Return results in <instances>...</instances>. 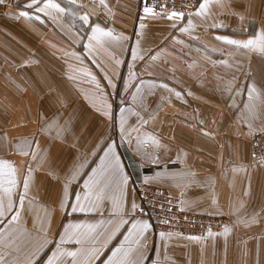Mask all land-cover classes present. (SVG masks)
<instances>
[{
	"label": "crops",
	"instance_id": "crops-1",
	"mask_svg": "<svg viewBox=\"0 0 264 264\" xmlns=\"http://www.w3.org/2000/svg\"><path fill=\"white\" fill-rule=\"evenodd\" d=\"M30 2L5 0V5L0 6V29L16 30L17 34L11 38L15 53L5 54L4 58L16 63L0 65V160L9 161L15 169L19 183L11 198L16 208L20 207L19 195L25 193L23 179L31 177L20 220L0 239L4 262L23 260L34 243H43L36 259L38 264H44L66 224L112 219L108 211L103 216L73 212L71 204L76 192L83 196L84 180L100 165V157L104 155L100 149L116 143L124 171L129 175L130 196L124 201L125 208H130L132 201L137 207L135 182L144 181L179 196L187 211L224 215L231 220L226 234L223 229L202 237L165 232L171 235L162 239L161 231L155 232L152 227L145 234L148 246L145 264L154 260L158 264H264V164H254L250 158L251 139L264 129V96L250 100L247 91L252 83L258 89L264 84V53L216 39L228 36L243 41L259 40L264 34V0H224V7L209 0L207 19L193 15L194 27L184 33L179 29L187 25L188 17L176 28L167 19H157L147 21L148 27L141 29L136 17L137 0H104L103 4L101 0H55L66 12L53 13L54 19L43 14L40 21L17 19L16 14L28 10L25 6ZM85 13L90 14V23L104 22L101 26L106 23L113 29L114 37L122 34L126 39L113 40L109 47L93 56L83 48L90 32L88 25L79 20ZM30 15H35L34 10ZM74 17L83 32L73 27ZM213 24L217 27H212ZM43 31L46 35L57 34L73 51L42 52L40 45H49L53 40L40 36ZM23 32L31 36L24 37ZM137 33L141 35L138 37ZM24 45H31L27 48L31 50L23 52L20 48ZM73 52L79 58L72 56ZM153 56L157 59L152 60ZM72 66L71 71L65 70ZM140 67L147 75L146 93H160V107L164 112L168 110L166 116L123 117L124 124L145 126L143 138H139L141 150L121 148V133L113 134L111 128L103 138L97 136L100 143L94 151L85 149L83 140L92 134L83 132L82 127L73 129L71 135L62 133L69 117L71 125L105 124L104 117L89 116L83 102L70 100L71 91L64 85V76L78 77L76 83L80 88L83 75L89 70L91 78L100 79L102 84L105 80L103 86L111 109L122 71L136 72ZM129 73L124 75V84ZM163 84L173 91L170 93ZM176 92L181 94L180 98ZM246 105L252 106L251 111L245 109ZM41 113H46L43 121ZM110 114L105 118L109 124L111 119L113 126L122 124V117L114 116V111ZM141 118L148 123H141ZM217 124L223 128L217 129ZM157 125H174L176 132L161 133L162 128ZM155 130L159 140L152 136ZM25 152L29 155H24ZM153 156L160 160L158 165L150 162ZM8 173L7 167L0 169L3 181L0 197L5 206L8 203L5 189L10 187ZM97 179L102 186L107 185L106 195H120L118 176L98 172ZM132 214L148 220L136 212ZM9 220L11 214H6L0 230L8 228ZM129 226L111 233L110 240L104 228L97 229V240L84 245L85 249L93 246L99 249L94 264H104ZM79 247L71 241L63 245L69 250ZM138 258V253L130 254V259Z\"/></svg>",
	"mask_w": 264,
	"mask_h": 264
},
{
	"label": "snow or ice",
	"instance_id": "snow-or-ice-1",
	"mask_svg": "<svg viewBox=\"0 0 264 264\" xmlns=\"http://www.w3.org/2000/svg\"><path fill=\"white\" fill-rule=\"evenodd\" d=\"M215 4L220 7H224V0H214ZM104 3V0H101V4ZM5 5V0H0V6ZM26 9L24 11H20L16 14V18L19 19L29 18L35 19L37 21L41 20V15L55 18L53 13L57 15L66 12V9L61 7L59 3H56L55 0H31L29 4L25 6ZM157 8L160 11H157ZM208 8H209V0H203V2L199 3V7L196 9V12L193 14L191 12H185L182 10H177L173 5L171 8L169 7L168 0H164V2H160L157 0L156 3H149L148 0H145L142 7V15L140 16V28L146 29L148 27L147 21L154 20H164L165 18L171 22L172 27L176 28L178 24L185 18L188 17L187 25L183 28H180V32H189L193 25V15L201 16L207 19L208 16ZM35 15H30V11H33ZM75 19V17H74ZM79 20L82 24L88 25L90 28V32L87 33V42L84 43V50L88 51L93 56L96 51H100L106 49L110 46L113 40L119 41L126 39L121 34L120 36H113V29L108 28L106 23L105 26H101V23H90V14L85 13L84 15L79 17ZM212 27H217V25L213 24ZM141 34L137 33L139 37ZM216 39L223 41L229 45H234L237 48L243 49H252L255 48L262 53H264V34L261 35L259 40L249 39L247 41L232 39L228 36H217ZM139 44V39L137 41ZM67 54V53H66ZM72 56L79 58L78 53H71ZM132 55L136 56V51H132ZM143 59V57H141ZM157 57L153 56L152 60H156ZM120 61L116 60V64L119 65ZM131 75V74H130ZM111 84L112 81L110 80ZM163 88L167 89L170 93L173 91L168 88L167 84L162 85ZM264 84L261 85V88L258 89L255 83H252L247 86V91L249 94V99L253 100L258 97L264 96ZM229 92L231 91V87L227 89ZM191 94V93H189ZM175 95L177 98H180L181 94L176 92ZM63 104V101H61ZM251 105H246L245 109L251 111ZM121 113H125V109H120ZM108 114V113H106ZM46 113H41V119L44 120V116ZM122 128H121V141H124L127 134L128 142L131 143V132L138 131L136 128H124L123 124L125 121L123 120L122 115ZM141 123H148L147 120H143L141 118ZM251 127V126H250ZM43 130V126H42ZM264 131V129H260ZM62 133H67L69 135L72 134L71 128V117L65 122L62 126ZM35 142V140H33ZM159 144V141H156ZM162 146V145H161ZM118 145L116 143H108L106 148H101L100 150L104 152V155L100 157V165L98 168H93L91 173L88 175V178L84 180L83 183V196L80 192L75 193V202L71 204V208L73 212H93L103 216L105 211H108L112 217L110 220L100 219L96 223H89L87 221H80L76 224H66L64 226L63 232L60 233L59 240L56 242V248L52 251L51 255L47 257L44 264H94V260L98 257L99 249L96 247H91L85 249L84 245L88 241L95 242L97 240V229L104 228L105 234L108 235V239H111V233L119 230L121 227L126 225H130L127 229V232L124 234L123 239L120 243L112 250L111 256L104 262V264H145L147 259L145 252L147 250V236L146 233H149L152 225L146 219H137L135 215L136 204L134 201L131 202L130 208H125L124 201L130 196L129 189V175L125 173L124 167L120 160V155L117 151ZM166 147V146H162ZM24 155H29L28 152L23 153ZM35 157V153H31ZM98 154L97 152H93V155ZM107 162V163H106ZM152 164H159L160 160L153 156L150 159ZM7 167L9 169L7 179V184L10 185L7 189H5V193L7 194L8 203L5 206L3 197H0V222L6 216V214H11V220L8 222V228L0 230V239L3 238L5 232H10L13 228L15 222H18L21 218L22 210L24 209V201L26 198L27 190L29 189V181L31 179L30 176H26L23 179V187L25 189L24 194L19 195L20 207L16 208V206L12 202L11 193L13 189L19 183L15 176V169L12 167L9 161L0 160V169ZM29 172H32V168L29 167ZM101 174L110 173L112 176L119 177V189L120 195H106L105 188L107 185L102 186V181L97 179V173ZM159 175V174H157ZM148 178H145L147 181ZM0 183H3L0 180ZM67 192V185L64 189ZM83 201V202H82ZM106 201L108 203H106ZM124 217H128L125 219ZM167 221H165L166 223ZM110 230V231H109ZM229 231L228 227L225 226L224 233L226 234ZM208 234L213 235L211 228L208 230ZM160 237L162 239L170 236L171 233H165L163 231L160 232ZM190 239H199V237H190ZM73 242L76 245H80L81 247L76 248L75 250H69L63 248V245L66 242ZM127 245V247H126ZM133 245L136 247L133 248ZM44 246L43 243H34L32 249L29 253L26 254L23 260H15L13 264H38L36 257L38 253ZM104 245H101L103 247ZM133 252L138 253V259L133 260L130 259V254ZM85 256V259H81V256ZM121 257L117 259V257ZM70 258V261L65 259ZM0 264H6L4 262L3 254H0ZM152 264H158L157 261H152Z\"/></svg>",
	"mask_w": 264,
	"mask_h": 264
},
{
	"label": "rangeland",
	"instance_id": "rangeland-1",
	"mask_svg": "<svg viewBox=\"0 0 264 264\" xmlns=\"http://www.w3.org/2000/svg\"><path fill=\"white\" fill-rule=\"evenodd\" d=\"M71 22L75 29H80L79 31L83 32V27L80 26V23L78 22L77 19H73ZM15 35H17L16 30L13 31L10 29H0V65L1 64L12 65L13 63H16L15 61L4 59L7 56L5 54H8L9 56H11V54L15 53L16 51V46L11 41V38L15 37ZM44 35H46L45 31L40 33V36H44ZM23 36L30 37L31 34H28L27 32H23ZM46 37L48 39L53 38V40H52V43L49 45L48 44H45V46L40 45L42 52H46L49 49V51L51 52H55L59 54L61 53L69 54L71 50L73 51L72 47H70V45L67 44V42H65L64 39L59 37L57 34L49 33L46 35ZM31 47H32L31 45H24L23 48H20V49L23 52H28L31 49H27V48H31ZM73 68L74 67L72 66V67L65 68V70L71 71ZM128 71H130L131 73H129L128 77L126 78V82H125L126 86L123 90L124 77H125L124 75L127 74ZM89 72L91 71L89 70L86 75H83L82 88H80L79 85L76 83V80H79L78 77L76 76H64L63 77L64 85L66 86V88H69L71 91L70 100L73 99L74 101L72 102H76V100L78 102L80 100L81 102H83V106L87 107L89 116L93 115L97 117H104V120H105V124H96V125L88 124V126L71 125L72 130L73 129L78 130L80 127H82L83 132L92 134V136H90L88 140H83V145L85 146V149L88 148V149H91V151H94L96 147L98 146V144L100 143V140H96L97 136H99V138H103V135L106 134L109 130L111 132V129H112L113 134H115L118 131L121 133L122 124L120 125L115 124L113 126L112 119H111L110 124L108 120L105 119L111 116L110 111L111 112L114 111L115 113L114 116H117V117H122V115L123 117H131V116L158 117L161 115L166 116V113L168 114V110H165L164 112L163 109L160 107V102H161L159 101V98L161 96L160 93H155V94L153 93L152 95L150 93H146V88L148 87V83L144 81L147 75H146V72L143 71V68L140 67L138 70H136V72H133V70H123L122 71L123 74H121V77H120L118 92L114 93V101L111 104V109L108 103L109 98L106 92V87L103 86V84L106 86V81L103 80V84H102L100 79L91 78ZM55 80L59 81V80H62V78L55 77ZM130 86L131 88L128 90ZM161 106H165V105H161ZM121 108H124L126 110L125 113L123 114L121 113L120 111ZM72 112H74V110H72ZM123 127L129 128V129L136 128L138 129V131L131 132L133 134V136L131 137V143L128 142L127 134H126L125 141H120L121 148H124V149L125 148H132V149L137 148L136 150H141L143 146L140 144L142 140H139V138H143L145 126L144 125L123 124ZM157 128L159 129L162 128L161 133H166L167 130H168V133L176 132L175 131L176 126L174 125H157ZM216 128L217 129L223 128V125L217 124ZM259 132H262V131H259ZM259 132H257L253 136L250 142V158H251L252 163L254 164H264V163L255 162L252 159V155H251L252 143L253 141L256 142V138ZM151 133L153 137L159 140L160 137L158 134V130L152 131ZM134 139H136L137 141H135ZM100 146L101 144L99 145V148ZM151 149H153V151L151 150L153 153L156 152L154 148L151 147ZM173 196L178 198L180 202L181 199L179 196H176V195H173ZM180 204L182 206V202H180ZM187 212H191V211H187ZM191 213L199 214L204 217L214 218L216 220L217 219L224 220V224L222 225L221 228L213 229L212 231L223 230L225 229V226L228 227L231 223L230 218L224 215H209V214H202V213H197V212H191Z\"/></svg>",
	"mask_w": 264,
	"mask_h": 264
},
{
	"label": "built area",
	"instance_id": "built-area-1",
	"mask_svg": "<svg viewBox=\"0 0 264 264\" xmlns=\"http://www.w3.org/2000/svg\"><path fill=\"white\" fill-rule=\"evenodd\" d=\"M203 0H168L169 7L173 5L177 10L193 12ZM145 0H137L136 17L140 22L142 7ZM156 3L157 0H148ZM164 2V0H160ZM157 11H160L157 8ZM166 19V18H165ZM252 159L257 163H264V131L259 132L256 142L253 141L251 148ZM135 191L138 198L136 214L146 217L153 230L179 233L184 235L204 236L209 228L219 229L224 224V220L204 217L199 214L185 211L178 198L162 186L149 184L144 181L135 182ZM165 221H167L165 223Z\"/></svg>",
	"mask_w": 264,
	"mask_h": 264
}]
</instances>
